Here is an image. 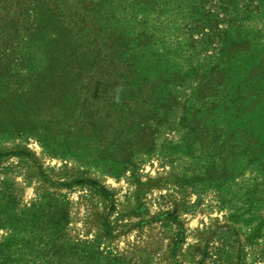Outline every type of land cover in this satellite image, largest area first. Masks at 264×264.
Masks as SVG:
<instances>
[{"label": "rangeland", "instance_id": "1", "mask_svg": "<svg viewBox=\"0 0 264 264\" xmlns=\"http://www.w3.org/2000/svg\"><path fill=\"white\" fill-rule=\"evenodd\" d=\"M0 264H264V0H0Z\"/></svg>", "mask_w": 264, "mask_h": 264}, {"label": "trees", "instance_id": "2", "mask_svg": "<svg viewBox=\"0 0 264 264\" xmlns=\"http://www.w3.org/2000/svg\"><path fill=\"white\" fill-rule=\"evenodd\" d=\"M181 79L182 80H189L188 79V75H184V76H181ZM128 82V81H127ZM64 185V187L65 188H68V189H72L74 186L73 185H71V184H63ZM94 188H96L104 197H110V196H112L113 195V192L112 191H110V190H108L107 188H105V187H103V186H100V185H98V184H96V183H94V184H91Z\"/></svg>", "mask_w": 264, "mask_h": 264}]
</instances>
